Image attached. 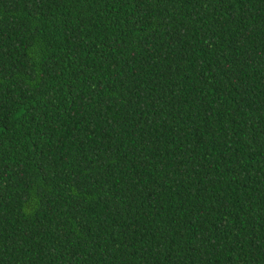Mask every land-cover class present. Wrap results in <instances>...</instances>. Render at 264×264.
<instances>
[{
  "label": "trees",
  "instance_id": "1",
  "mask_svg": "<svg viewBox=\"0 0 264 264\" xmlns=\"http://www.w3.org/2000/svg\"><path fill=\"white\" fill-rule=\"evenodd\" d=\"M0 264H264V0H0Z\"/></svg>",
  "mask_w": 264,
  "mask_h": 264
}]
</instances>
